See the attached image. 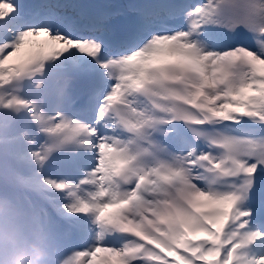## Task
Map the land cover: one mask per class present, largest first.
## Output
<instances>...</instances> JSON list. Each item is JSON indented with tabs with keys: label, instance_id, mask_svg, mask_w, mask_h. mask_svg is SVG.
Listing matches in <instances>:
<instances>
[{
	"label": "snow or ice",
	"instance_id": "1",
	"mask_svg": "<svg viewBox=\"0 0 264 264\" xmlns=\"http://www.w3.org/2000/svg\"><path fill=\"white\" fill-rule=\"evenodd\" d=\"M0 0V199L60 264H264V0ZM171 257V259H170Z\"/></svg>",
	"mask_w": 264,
	"mask_h": 264
},
{
	"label": "clouds",
	"instance_id": "2",
	"mask_svg": "<svg viewBox=\"0 0 264 264\" xmlns=\"http://www.w3.org/2000/svg\"><path fill=\"white\" fill-rule=\"evenodd\" d=\"M0 199L11 203L9 196ZM17 217L14 223L0 222V264H49L48 241L22 210L17 209Z\"/></svg>",
	"mask_w": 264,
	"mask_h": 264
},
{
	"label": "rangeland",
	"instance_id": "3",
	"mask_svg": "<svg viewBox=\"0 0 264 264\" xmlns=\"http://www.w3.org/2000/svg\"><path fill=\"white\" fill-rule=\"evenodd\" d=\"M32 1H36V0H22V2L25 4L26 2H32ZM79 0H61L60 3H71V4H76ZM95 1L96 4H98L99 6L104 5V0H92ZM124 19V17L122 15H117L115 18L111 19L113 24H120L122 22V20ZM7 189L10 190L12 189V193H14L15 195H17L16 193V189L12 188L9 186V182L6 183H0V195H5L7 192ZM14 194L11 195L8 194L6 196H9L12 199H17L18 197H15ZM46 230L49 232L50 235V239H51V257L49 259V264H57V262L63 260L75 247H80L83 246L84 242L76 239V242L72 243L74 245H70V240L67 239H59L56 236V228L52 225H48V227H46Z\"/></svg>",
	"mask_w": 264,
	"mask_h": 264
}]
</instances>
